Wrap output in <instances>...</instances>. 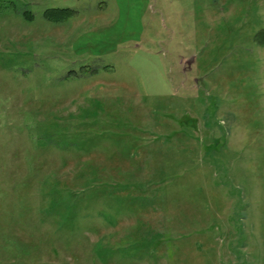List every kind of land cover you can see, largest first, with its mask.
<instances>
[{"label": "rangeland", "instance_id": "1", "mask_svg": "<svg viewBox=\"0 0 264 264\" xmlns=\"http://www.w3.org/2000/svg\"><path fill=\"white\" fill-rule=\"evenodd\" d=\"M0 264H264V0H0Z\"/></svg>", "mask_w": 264, "mask_h": 264}, {"label": "trees", "instance_id": "2", "mask_svg": "<svg viewBox=\"0 0 264 264\" xmlns=\"http://www.w3.org/2000/svg\"><path fill=\"white\" fill-rule=\"evenodd\" d=\"M57 12H59L60 14L59 15H62V16H68L70 15L71 11L68 10L67 8H62V9H56ZM48 13H45L44 17L47 19L48 17Z\"/></svg>", "mask_w": 264, "mask_h": 264}]
</instances>
